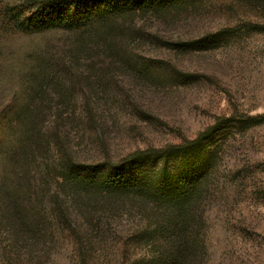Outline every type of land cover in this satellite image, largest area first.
I'll return each instance as SVG.
<instances>
[{"label": "rangeland", "instance_id": "rangeland-1", "mask_svg": "<svg viewBox=\"0 0 264 264\" xmlns=\"http://www.w3.org/2000/svg\"><path fill=\"white\" fill-rule=\"evenodd\" d=\"M91 4L115 15L84 38L0 37V143L17 140L18 130L3 133L26 102L32 70L39 82L27 105L37 109L35 134L49 141L26 176L11 160L4 166L0 152V264H264V0ZM207 131L186 159L166 160L167 178L185 166L208 175L176 241L159 235L167 221L134 201H85L73 182L57 185L58 169L44 181L39 174L40 156L52 167L71 160L83 174L132 153L186 146ZM162 162L131 168L152 179Z\"/></svg>", "mask_w": 264, "mask_h": 264}, {"label": "trees", "instance_id": "trees-1", "mask_svg": "<svg viewBox=\"0 0 264 264\" xmlns=\"http://www.w3.org/2000/svg\"><path fill=\"white\" fill-rule=\"evenodd\" d=\"M91 1L93 3L95 0H23L15 5H2L0 1V37L70 31L84 38L90 34L91 27H97L98 24H102L110 16L115 15L114 11L107 9L99 11L95 8L96 12H93ZM28 76L30 77L29 83L32 85L26 94V102L11 112L7 121L8 129L3 133V139H6L10 130H18L17 140H14V146L9 147L7 144L0 143V152L5 153L2 157L4 166L11 160L10 168L14 165L22 170L24 176L27 175L29 165L33 161L34 151L37 152L38 148L42 149L45 145H49V141L42 138V135L38 132L35 134L33 126L37 109H28L27 105L28 101L36 95L34 87L39 82V73L32 70ZM209 136L210 131H207L199 135L194 142L188 143L187 147H168L161 151L132 153L116 164L106 163L108 167L102 170H97L99 164L89 165L80 169L84 172L83 174L73 171L75 165L71 160L63 159L55 165L56 167H52L40 156L39 174L44 181L51 174H55L54 168L58 169L59 172L55 177L57 185L60 184L59 187H61L64 183L71 185L73 182L71 186L77 193L75 196L81 194L85 201L99 200L105 205L115 206L122 204L123 201H134L133 203L138 204L139 208L144 211L145 216L160 219V224L167 221L164 226L158 227L163 232L165 228L166 233L162 232L159 235L164 237L174 235L173 240L176 241L177 235H187L185 222L189 218V209L201 200L207 191L208 175L207 171L196 176L189 175L190 169L185 166L187 169L181 176L167 178L166 160L179 154L186 159L187 153L193 151L196 148L195 145ZM214 157L215 155L212 154V158ZM157 158H161L163 162L161 169L152 179L146 172L131 168L132 163L149 162ZM25 190L27 194V189ZM26 194L24 193L23 196ZM31 226L30 223L28 228L33 229ZM185 245L177 246L179 249L177 254L180 257L183 254L181 249H185Z\"/></svg>", "mask_w": 264, "mask_h": 264}]
</instances>
